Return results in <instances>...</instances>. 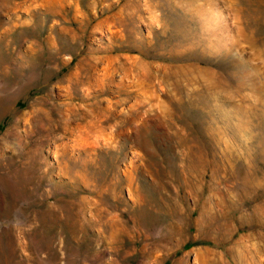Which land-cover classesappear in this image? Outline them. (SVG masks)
I'll return each mask as SVG.
<instances>
[{
	"label": "rangeland",
	"instance_id": "374dc122",
	"mask_svg": "<svg viewBox=\"0 0 264 264\" xmlns=\"http://www.w3.org/2000/svg\"><path fill=\"white\" fill-rule=\"evenodd\" d=\"M0 264H264V0H0Z\"/></svg>",
	"mask_w": 264,
	"mask_h": 264
},
{
	"label": "bare ground",
	"instance_id": "6f19581e",
	"mask_svg": "<svg viewBox=\"0 0 264 264\" xmlns=\"http://www.w3.org/2000/svg\"><path fill=\"white\" fill-rule=\"evenodd\" d=\"M174 227H175V225H174L173 228H172V234H173L174 232L176 233V231H177V229H178V228L175 229ZM159 247H162V246L160 245ZM154 250L157 251V250H159V249H154ZM151 254H152V252L150 251L148 257H150Z\"/></svg>",
	"mask_w": 264,
	"mask_h": 264
}]
</instances>
